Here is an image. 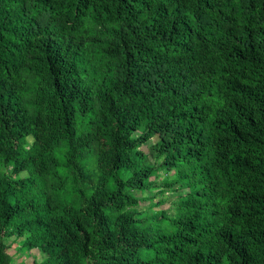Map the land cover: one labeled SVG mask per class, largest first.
I'll return each instance as SVG.
<instances>
[{
	"label": "trees",
	"instance_id": "1",
	"mask_svg": "<svg viewBox=\"0 0 264 264\" xmlns=\"http://www.w3.org/2000/svg\"><path fill=\"white\" fill-rule=\"evenodd\" d=\"M13 243L264 264V0H0V264Z\"/></svg>",
	"mask_w": 264,
	"mask_h": 264
},
{
	"label": "rangeland",
	"instance_id": "2",
	"mask_svg": "<svg viewBox=\"0 0 264 264\" xmlns=\"http://www.w3.org/2000/svg\"><path fill=\"white\" fill-rule=\"evenodd\" d=\"M180 193L178 190H169L163 196H157L152 199L154 203H157L159 199H163L164 201L161 204H157L156 206H151L150 201H145L142 205V209L150 208L153 211L158 208L168 209L171 203V199L177 196ZM146 194V193H144ZM11 240V238H10ZM9 240V241H10ZM17 244L13 243L8 251L13 254V262L14 264H34V261L38 258L39 253L36 248H32L29 251H19L16 248Z\"/></svg>",
	"mask_w": 264,
	"mask_h": 264
}]
</instances>
